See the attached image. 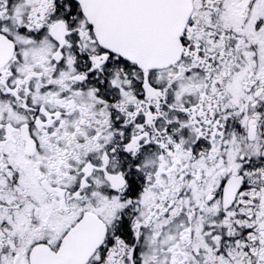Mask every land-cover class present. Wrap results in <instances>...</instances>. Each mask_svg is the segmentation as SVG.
Here are the masks:
<instances>
[{
	"label": "flooded vegetation",
	"instance_id": "1",
	"mask_svg": "<svg viewBox=\"0 0 264 264\" xmlns=\"http://www.w3.org/2000/svg\"><path fill=\"white\" fill-rule=\"evenodd\" d=\"M180 43L0 0V264H264V0H192Z\"/></svg>",
	"mask_w": 264,
	"mask_h": 264
},
{
	"label": "water",
	"instance_id": "2",
	"mask_svg": "<svg viewBox=\"0 0 264 264\" xmlns=\"http://www.w3.org/2000/svg\"><path fill=\"white\" fill-rule=\"evenodd\" d=\"M77 1L97 11L93 25L101 44L123 58L158 66L178 58L191 0Z\"/></svg>",
	"mask_w": 264,
	"mask_h": 264
}]
</instances>
